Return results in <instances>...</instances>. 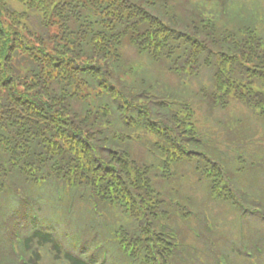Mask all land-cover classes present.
I'll use <instances>...</instances> for the list:
<instances>
[{
  "label": "trees",
  "instance_id": "obj_1",
  "mask_svg": "<svg viewBox=\"0 0 264 264\" xmlns=\"http://www.w3.org/2000/svg\"><path fill=\"white\" fill-rule=\"evenodd\" d=\"M235 1L0 0V264H23L17 230L29 264H202L115 230L100 203L132 190L190 216L205 264L223 247L247 260L264 223V0Z\"/></svg>",
  "mask_w": 264,
  "mask_h": 264
},
{
  "label": "rangeland",
  "instance_id": "obj_2",
  "mask_svg": "<svg viewBox=\"0 0 264 264\" xmlns=\"http://www.w3.org/2000/svg\"><path fill=\"white\" fill-rule=\"evenodd\" d=\"M231 2H232V8L235 9L236 5H237L236 1L231 0ZM12 5L16 8H21L16 2L13 3ZM230 20L234 21L232 18L231 19L229 18L227 21L223 22V24L227 23ZM226 110H227V114L229 116L231 107H228ZM232 110L235 112V109L233 107H232ZM240 110H242V109H240ZM222 113H223V111H219L217 114H213V117H217L219 115L222 116ZM257 145L260 146V145H264V144H260V145L257 144ZM251 151H252V147H251ZM85 186L89 189L87 199L89 201L88 205L91 206L92 200H93L92 190H90L91 186L88 184H85ZM42 189H43V187H38L37 192L40 193L42 191ZM64 190H66V189H64ZM140 190L143 191V187H141ZM69 193L74 195V192H72V191H70ZM132 193H133L132 194L133 202H130L129 204L126 203L125 205H121L119 203L117 208H115V207L111 208L109 206L108 202H107V204L104 202L100 203L102 206H104L106 209H108L112 213V216H110L109 220H114L113 225H114L115 230L118 229L119 227H121V228L125 229L126 231H129V230L133 229L135 225H140L141 227H143L145 229L144 231H146L148 233L150 239L154 242V243H152L153 246L154 245H160L162 243H168L171 240V241H175L174 244H172L175 246V249L176 248L180 249L183 246H185L186 244H187V247L191 246L192 247L191 252L194 253V256L197 259L198 263L205 264V262H204L205 259L207 261L211 257H213V253L211 251V245H210V247H208L207 245L204 246V243L201 240L195 239L190 234V230L186 226V222L191 221L190 216L187 218L182 217L177 211H174V207L172 205H168L165 202H158V201L153 200V199H148V201H146L147 197L140 195V194H137V192L135 190H132ZM145 203L150 205L148 212L145 213L148 215L141 217L139 220H135L134 218L130 219L129 218V212H125L126 207H130V205H132L133 207H138L139 210L142 211L143 205ZM150 203H153V205H151ZM83 207H84V209H83L84 211H86L88 209V207L86 205H84ZM176 208H178V207H176ZM78 209H79V212H81V213L83 212L82 208L78 207ZM162 210H164L163 213L161 212ZM178 216H181L182 218H180ZM81 218H82V216L78 217V219H81ZM146 218H151V219L148 220L147 223H144V220ZM115 221H119V222H121V224L115 223ZM95 223L98 226L104 227V230H106L108 232L106 234L107 236L110 235L109 229L107 227L103 226V224L105 223L104 216L95 217ZM250 223L253 225H255V223L257 224V222H255V221L246 220L244 222L243 227H245L247 225L246 230H250V228L252 226ZM155 224L165 225L166 229H169V230L174 231V232L178 231V237L175 236V238H173V239L166 238L165 235H163V234H167V233H164L162 231H156L153 228H151L152 225H155ZM258 224L260 225V228H257V232L253 233L251 235V241L254 244H259L260 240H263V242L261 244H259V246H263L264 245V223H262V224L258 223ZM234 226H235V231H236V230H238V227L239 228L242 227V224L240 223L238 225V223H237ZM236 226H237V229H236ZM221 232H225V230H223V231L221 230ZM118 233L119 232H116L115 234H118ZM180 233L183 234L184 241H180V238H179ZM237 234H238V232H236L235 236ZM245 235L247 237L248 233L245 232ZM235 236H233V237L236 240L241 241V239H238ZM165 239H166V241H164ZM176 242H178V243H176ZM221 249H223L225 252L224 253L220 252V253H222L223 256L227 257L231 261L232 264H247L243 258L235 255L236 253L234 252V250L232 251L228 247H223ZM177 250H175V251H177ZM225 253H227V254H225ZM13 256L16 257L14 255V253H13ZM214 261H215V263L218 264L217 257H216V260H214ZM209 262L211 263V261H209ZM262 264H264V260L262 261Z\"/></svg>",
  "mask_w": 264,
  "mask_h": 264
}]
</instances>
